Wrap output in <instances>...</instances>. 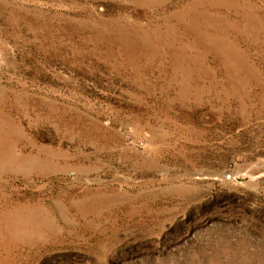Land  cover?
I'll use <instances>...</instances> for the list:
<instances>
[{
	"label": "rangeland",
	"instance_id": "obj_1",
	"mask_svg": "<svg viewBox=\"0 0 264 264\" xmlns=\"http://www.w3.org/2000/svg\"><path fill=\"white\" fill-rule=\"evenodd\" d=\"M0 264H264V0H0Z\"/></svg>",
	"mask_w": 264,
	"mask_h": 264
}]
</instances>
